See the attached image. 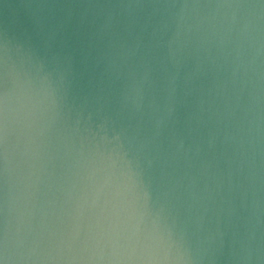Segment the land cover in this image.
<instances>
[{"label": "water", "instance_id": "water-1", "mask_svg": "<svg viewBox=\"0 0 264 264\" xmlns=\"http://www.w3.org/2000/svg\"><path fill=\"white\" fill-rule=\"evenodd\" d=\"M0 264H264V0H0Z\"/></svg>", "mask_w": 264, "mask_h": 264}]
</instances>
